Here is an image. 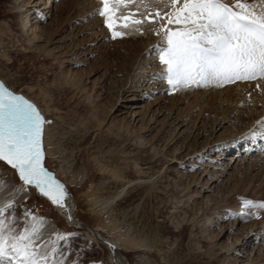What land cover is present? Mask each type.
Masks as SVG:
<instances>
[{
    "label": "rangeland",
    "instance_id": "374dc122",
    "mask_svg": "<svg viewBox=\"0 0 264 264\" xmlns=\"http://www.w3.org/2000/svg\"><path fill=\"white\" fill-rule=\"evenodd\" d=\"M167 1L136 0L118 15L163 14ZM101 7L97 0H0V83L51 121L43 164L68 189L74 210L69 221L29 188L10 210L19 230L31 213L54 223L55 234H72L58 245L65 264H117L103 237L115 241L125 264H264V209L248 210L259 218L238 216L242 198L264 201V80L172 92L158 78L165 68L154 51L165 46L159 24L142 23L146 32L136 39L131 25L118 27L126 34L112 39L95 14ZM78 104L86 109L76 111ZM47 127L59 157L47 152ZM82 128L90 131L84 139ZM114 169L126 178L112 179ZM4 179L22 184L0 162ZM152 184L165 188L161 197L147 198ZM183 217L188 227L179 235ZM127 231L146 235L154 248L130 247Z\"/></svg>",
    "mask_w": 264,
    "mask_h": 264
},
{
    "label": "snow or ice",
    "instance_id": "6c2138e0",
    "mask_svg": "<svg viewBox=\"0 0 264 264\" xmlns=\"http://www.w3.org/2000/svg\"><path fill=\"white\" fill-rule=\"evenodd\" d=\"M133 3L136 0H101L95 14L104 17L112 39L126 34L118 27L159 24L155 34L165 46L158 45L154 51L165 68L158 78L166 81L170 91L264 80V0H169L170 10L163 14L157 9L137 19L131 17L138 13L118 15L121 6ZM48 123L35 104L0 83V162L15 171L25 190L34 188L53 205L66 207L65 186L43 164V132ZM12 209V201L0 206V264H65L57 259L58 254L63 256L58 245L72 234L49 237L48 250L49 241L38 243L44 235V219L25 213L30 222L19 230V217ZM251 209H264V201L242 198L238 216L259 218Z\"/></svg>",
    "mask_w": 264,
    "mask_h": 264
},
{
    "label": "bare ground",
    "instance_id": "6f19581e",
    "mask_svg": "<svg viewBox=\"0 0 264 264\" xmlns=\"http://www.w3.org/2000/svg\"><path fill=\"white\" fill-rule=\"evenodd\" d=\"M97 1L101 3L100 0H97ZM168 4H169V0L167 1V4H166L165 7H167L168 9H170L168 7ZM28 23H29V20L26 18L23 21V26H26ZM30 27H31V25H30ZM137 28H139L140 31H137L136 30ZM128 30H129V32H128L129 36H131L134 39L141 38L142 37V34L141 33L146 32V30L144 29L143 25H131ZM59 78H61V76ZM77 83H78L77 81L75 83L74 80H73V84L74 85H76ZM58 90H60V88ZM239 91H240V89H239ZM66 92H68V89L67 90H64V94L63 95H66ZM78 105H80V104H78ZM78 105H77V107L75 109L76 111L86 109V106L80 105L78 107ZM92 107L93 108L95 107L94 113L98 116L99 115L98 106L93 105ZM96 109H97V111H96ZM51 131H52V129H50V127H47L45 129L44 143H45V145L47 147V152L50 155L57 157L58 154L56 153L55 149H53V145H54L55 140L53 139L54 138V135H53V132H51ZM139 131H137V132H139ZM78 132L79 133L82 132L81 133V136L83 135L82 136V139H84L86 137V135H88L90 133V131H87L86 132V129H83V128L80 129L79 131H77V133ZM141 138H142L141 136L137 137L138 140H140ZM234 146H237V144L234 145ZM135 166H136V164H135ZM99 171L101 173H104V169H102V168H99ZM137 172L138 173H142V171H140V170H137ZM124 174H125V172L123 171V169H114V170H111L110 171L111 178L114 179V180H116V181L126 178V177H124ZM84 176H85V174L81 176V180L84 178ZM2 181L4 182V186L3 187H0V206H2L4 203H6L8 201H12L14 203V206L19 205V204H22L26 200V198H28V196L30 195L29 190L28 189L25 190V187H24L23 184H20V185L13 184L11 179H4ZM70 182H72V183L74 182V177L70 178ZM98 185H100V184H98ZM97 186L91 187V188H95V187L97 188V189H94L93 190V193H98L99 188ZM151 187L154 188L155 190H154L153 193H148V195H147L148 197L147 198H159V197H161L163 195L162 192L165 191V188L160 189L158 187H155L154 184H152ZM66 190H67V192L69 194L66 197V199H65L66 207H58V206H55L53 204L52 205L54 206V208L56 209V211L60 215H62L63 217H65L67 220H69L70 219L69 216L73 217L74 210H73V202L71 201L70 192L68 191L67 188H66ZM68 210H70V213H69ZM160 214H161V212H160ZM185 214L186 213H184V215ZM158 215H159V212H158ZM14 216L16 217V215H14ZM43 219H44V222H45L46 227L43 230L44 231V235H43L42 239L38 243L44 244L46 241H49V243H48V250H50L52 245H51V242L49 240V237H51V240L54 239V236H55L54 234L56 232V227H55L54 223H52L49 219H46V218H43ZM69 221H71V219ZM183 221H184V217L180 221H179V219H177V221H176V224L177 225L180 224V226H178V227H180V229H178V231H177L179 235H181L187 229V227H188L187 223L186 222L183 223ZM29 222L30 221H27L25 224H27ZM72 223H74V222H72ZM114 224H112V225L109 224L110 225L109 227L111 229H114L115 230V229H117V226H115ZM17 227L19 228L18 224H17ZM97 233L99 234V232H97ZM130 234H131L130 231H127V233H126L127 236L125 238L127 240L126 243L130 247H132L134 249H138V250L139 249H151V247H152L151 245H153V243L152 244L151 243L148 244L149 240H148V242H146V240L144 239L146 235L144 237L143 236L142 237L141 236L140 237H134L133 235L131 236ZM120 239H121V237L118 240H120ZM102 240H107L110 243V244H108V243L103 242V243H105L106 247L110 251L111 259H113V257H115V259L117 260V264H125V262L120 258V256L117 253V247L118 246L115 243V241L112 240L111 238H107V237H103ZM115 245H116V247H115ZM112 246H114L115 249H111ZM152 248H154V247H152ZM211 263H214V261L211 260L210 264ZM72 264H74V263H72ZM75 264H78V262H76Z\"/></svg>",
    "mask_w": 264,
    "mask_h": 264
},
{
    "label": "water",
    "instance_id": "95a60500",
    "mask_svg": "<svg viewBox=\"0 0 264 264\" xmlns=\"http://www.w3.org/2000/svg\"><path fill=\"white\" fill-rule=\"evenodd\" d=\"M69 211V213H70V210H68ZM71 217V216H70ZM102 242H105V243H108V244H110L107 240H102V239H100ZM111 249H115L114 248V246H112L111 247ZM114 258V261L117 263V260L115 259V257H113Z\"/></svg>",
    "mask_w": 264,
    "mask_h": 264
}]
</instances>
